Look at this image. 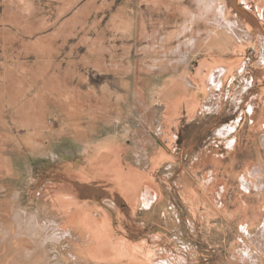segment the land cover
Here are the masks:
<instances>
[{
    "label": "rangeland",
    "instance_id": "374dc122",
    "mask_svg": "<svg viewBox=\"0 0 264 264\" xmlns=\"http://www.w3.org/2000/svg\"><path fill=\"white\" fill-rule=\"evenodd\" d=\"M0 264H264V0H0Z\"/></svg>",
    "mask_w": 264,
    "mask_h": 264
},
{
    "label": "crops",
    "instance_id": "0c3cea01",
    "mask_svg": "<svg viewBox=\"0 0 264 264\" xmlns=\"http://www.w3.org/2000/svg\"><path fill=\"white\" fill-rule=\"evenodd\" d=\"M122 141L118 140V142H116L114 145H112L113 148H114V150H113L114 152L113 153L119 154V153H123V151L126 150L127 147L125 146L126 142H125V137L124 136L122 138Z\"/></svg>",
    "mask_w": 264,
    "mask_h": 264
},
{
    "label": "bare ground",
    "instance_id": "6f19581e",
    "mask_svg": "<svg viewBox=\"0 0 264 264\" xmlns=\"http://www.w3.org/2000/svg\"><path fill=\"white\" fill-rule=\"evenodd\" d=\"M229 2H230V1H229ZM234 2H235V1H234ZM236 3H237V1H236ZM227 4H228V2H227ZM225 13H226V12H225ZM254 23H255V21H254ZM236 28H237V27L234 26V32H235V33H240L241 31L238 32V30H240V29H239V28L236 29ZM258 29H259V28H258ZM255 30H256V28H255ZM237 35L239 36V35H241V34H237ZM228 79H229V77H228ZM234 79H235V77H234ZM199 83H200V82H199ZM222 84H223V83H222ZM44 228H45V227H44ZM61 228H65V226H61ZM57 234H58V233H57ZM60 236H61V235H60ZM60 239H61V238H60ZM139 251H140V250H139ZM150 260H151V259H150ZM154 260H155V259H154ZM151 261H152V260H151Z\"/></svg>",
    "mask_w": 264,
    "mask_h": 264
}]
</instances>
